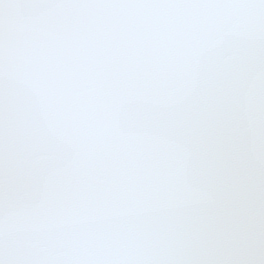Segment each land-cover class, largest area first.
Returning <instances> with one entry per match:
<instances>
[{
  "label": "water",
  "instance_id": "obj_1",
  "mask_svg": "<svg viewBox=\"0 0 264 264\" xmlns=\"http://www.w3.org/2000/svg\"><path fill=\"white\" fill-rule=\"evenodd\" d=\"M0 264H264V0H0Z\"/></svg>",
  "mask_w": 264,
  "mask_h": 264
}]
</instances>
